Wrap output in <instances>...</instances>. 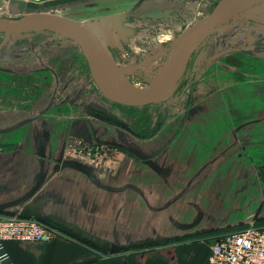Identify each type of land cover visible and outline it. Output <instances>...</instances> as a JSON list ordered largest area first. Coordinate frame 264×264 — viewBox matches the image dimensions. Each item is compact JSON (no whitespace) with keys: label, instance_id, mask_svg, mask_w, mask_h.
Returning a JSON list of instances; mask_svg holds the SVG:
<instances>
[{"label":"rangeland","instance_id":"obj_1","mask_svg":"<svg viewBox=\"0 0 264 264\" xmlns=\"http://www.w3.org/2000/svg\"><path fill=\"white\" fill-rule=\"evenodd\" d=\"M219 1L208 0L175 26L87 21L101 69L123 91L152 86L182 34ZM57 4H26L25 15L83 22L81 15L109 5L73 10ZM10 129H20L16 141H5ZM0 155L25 157L37 173L81 166L94 172L97 187L112 189L113 218H119V206L127 211L134 239L176 236L180 242L204 230L201 236L210 239L264 225V4L214 28L170 96L144 107L107 100L67 37L50 31L11 36L0 51ZM74 230L81 235L76 240L101 246H120L127 238L119 228L111 229V243ZM85 246L104 255L94 244Z\"/></svg>","mask_w":264,"mask_h":264},{"label":"crops","instance_id":"obj_2","mask_svg":"<svg viewBox=\"0 0 264 264\" xmlns=\"http://www.w3.org/2000/svg\"><path fill=\"white\" fill-rule=\"evenodd\" d=\"M57 5H69L73 10L88 9L89 4L106 1L109 5L106 12L102 9L91 11L92 18L81 15V21L103 19L124 15L122 22L135 24L140 29L149 26H170L177 20L189 19L198 13L208 0H55ZM63 4V5H62ZM58 7V6H57ZM26 4H15L0 0V17L19 18L26 14ZM114 22L116 20H113ZM112 20L109 22H113ZM171 22V23H170ZM139 25L141 27H139ZM152 25V26H150ZM115 25H109L113 29ZM144 26V27H142ZM108 29V27H105ZM126 29L127 26H126ZM10 128L9 123L6 125ZM20 129L10 131L5 141H16ZM111 188L97 187L94 172L56 171L52 174L37 173L32 162L27 158L0 155V214L19 216L21 214L37 215L58 222L66 229H79L85 235L97 236L108 243L113 242V228H119L127 235L126 240L119 241L120 246H131L145 243H163L164 246L145 248L144 250L125 251L114 255L99 256L85 246L88 241L76 240L73 236L60 230L59 236L47 243L9 241L5 249L13 264H209L208 258L213 238L201 235L199 231L194 238L174 242L171 239L155 235L143 239H134L128 231L133 224L129 223L128 213L119 206L120 216L113 218V205L110 202ZM109 195L107 199L105 196ZM97 197L107 204H102ZM24 199V200H23ZM102 208V209H100ZM101 212L102 216H101ZM264 219V215H261ZM31 219H35L32 216ZM52 226V225H51ZM122 228H125L123 230ZM76 232V231H75ZM204 232V233H202ZM117 234V231L114 232ZM102 236V237H101ZM147 239V240H146ZM142 240V242H141ZM145 240V241H144ZM89 243V242H88Z\"/></svg>","mask_w":264,"mask_h":264},{"label":"water","instance_id":"obj_3","mask_svg":"<svg viewBox=\"0 0 264 264\" xmlns=\"http://www.w3.org/2000/svg\"><path fill=\"white\" fill-rule=\"evenodd\" d=\"M262 4H264V0H220L207 17L191 26L182 34L160 79L152 86L146 87L143 91L139 92L124 93L115 91L109 86L100 66V57L92 32L86 22H76L50 14H29L19 18L0 17V34L3 36L0 42V51L7 44L11 36H17L22 33L31 31H50L57 35L65 36L76 43L80 48L94 85L107 100L126 107H144L161 103L170 96L183 75L192 54L214 28L239 13ZM122 18H124V15H116L108 17L105 20L113 21ZM80 171L90 172L87 171L84 166L80 167ZM262 173L264 178V171H262ZM32 216L39 222L59 227L60 230L69 236L81 238L79 233L71 229H66L58 222L52 221L49 218H40L35 214L30 215L27 213L21 214L18 217L31 219ZM85 241L87 240L85 239ZM88 242L96 245L102 254L113 255L114 253H120L122 251L144 250L145 248L164 246L167 240L162 244L152 242L131 246H116L114 244L101 246L95 244V242Z\"/></svg>","mask_w":264,"mask_h":264},{"label":"built area","instance_id":"obj_4","mask_svg":"<svg viewBox=\"0 0 264 264\" xmlns=\"http://www.w3.org/2000/svg\"><path fill=\"white\" fill-rule=\"evenodd\" d=\"M42 4L50 0H15ZM56 228L36 219L0 214V264H13L5 249L9 241L47 243L59 236ZM209 264H264V225L213 237Z\"/></svg>","mask_w":264,"mask_h":264},{"label":"bare ground","instance_id":"obj_5","mask_svg":"<svg viewBox=\"0 0 264 264\" xmlns=\"http://www.w3.org/2000/svg\"><path fill=\"white\" fill-rule=\"evenodd\" d=\"M104 77L107 81V83L109 84V86L114 89L115 91H119V92H124V93H133V92H139V91H123L122 89H120V87L111 79L106 75V72L102 69ZM143 91V90H142Z\"/></svg>","mask_w":264,"mask_h":264},{"label":"trees","instance_id":"obj_6","mask_svg":"<svg viewBox=\"0 0 264 264\" xmlns=\"http://www.w3.org/2000/svg\"><path fill=\"white\" fill-rule=\"evenodd\" d=\"M247 226H243V227H240V228H238L239 230L238 231H241L242 229H244V228H246ZM232 232H234V231H232ZM237 232V231H236ZM224 233H226V232H224ZM227 233H229V232H227ZM220 234H222V233H219V234H217L216 236H218V235H220ZM215 237V236H214Z\"/></svg>","mask_w":264,"mask_h":264}]
</instances>
